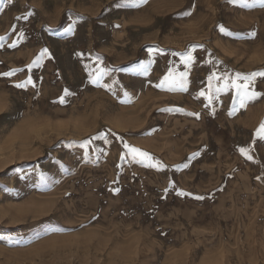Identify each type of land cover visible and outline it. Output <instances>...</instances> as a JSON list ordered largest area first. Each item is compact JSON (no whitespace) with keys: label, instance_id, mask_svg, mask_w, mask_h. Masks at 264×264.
Here are the masks:
<instances>
[{"label":"rangeland","instance_id":"obj_1","mask_svg":"<svg viewBox=\"0 0 264 264\" xmlns=\"http://www.w3.org/2000/svg\"><path fill=\"white\" fill-rule=\"evenodd\" d=\"M0 37V264H264V77L216 91L264 69V7L0 0Z\"/></svg>","mask_w":264,"mask_h":264},{"label":"snow or ice","instance_id":"obj_2","mask_svg":"<svg viewBox=\"0 0 264 264\" xmlns=\"http://www.w3.org/2000/svg\"><path fill=\"white\" fill-rule=\"evenodd\" d=\"M147 2H148V0H124V3L132 4L133 6H138L140 4H146ZM227 2L230 5L243 4V6L245 8L252 7L255 4H259L260 7H264V0H227ZM117 6L119 7L120 5H117ZM194 9H195V4L193 3L189 8H186L182 12L176 13L175 15L178 18H189V17H191ZM218 27H219L220 32H222V33L227 32V29L223 25H219ZM228 34L229 35H238L235 33H228ZM257 34H258L257 29L254 27L253 29L248 30L244 34V38L254 40L256 38ZM0 39H3V38L0 37ZM200 47H203V46L200 45ZM46 52H47V49H44L41 56L38 57L37 61H34V63L38 62L39 59H42L43 54ZM187 59H188V61H191V59H192L190 52L187 54ZM209 62L211 63V61H209ZM28 67L31 68L32 65L30 64V65H28ZM142 67L144 68V71L146 72L147 68L144 66H142ZM12 74L13 73H4V75H6V76L12 75ZM214 77H215V73H213V76L209 77V79L211 80ZM258 77H264V69L255 70V71H252L249 73L235 72L231 76L229 75V73L227 71H225L223 73V79H224L223 87L217 89L216 91L217 92H226L230 88L235 90L234 95H233L234 107L229 112V115L235 114V112L239 108H245L250 101H255L256 99H258L262 95L261 92L256 91L255 88L253 87L255 85V82H256ZM216 78H219V77H216ZM240 81H243V83H240ZM31 83H32V81L29 78L24 83L16 84L15 87L24 88V87H26L27 84H31ZM91 83L96 84L97 86H103L100 84L99 78L91 79ZM184 83L185 82L182 78H177V77L173 76L171 71H170L168 75H165L163 77L161 82L159 84H157L156 87H158V88L167 87L169 89H175V88L183 89ZM68 94L69 93L66 89L64 92V95H62L59 98V103H61V104L65 103V96H67ZM200 95H204V93L201 92ZM256 135L260 136V137H264V122H262L260 127L256 130ZM93 139H95V138H93ZM90 143H91V141H85L84 147H87ZM124 147L126 149H128L129 154L132 156L133 159H136V158L149 159L150 158L148 153L142 152L136 148H131L127 143L124 144ZM240 152L243 155H246L248 159H252L251 156L247 155L246 149L241 148ZM193 155H196V154H193ZM257 179H260V177H257ZM46 182H48V178L45 177L43 174H41L42 185L45 184ZM4 190L7 191V188H5ZM114 191L118 192L119 189H114ZM184 194L185 193H183L182 191L179 193V195H184ZM196 199L197 200H203L204 197L203 196H197ZM56 230L57 229H55V228L51 229V231H56ZM46 234H47V232H46ZM0 239H5V241L7 243H15L13 241L7 240L6 237H0ZM19 246L24 247V245H19ZM212 264H220V262L214 261V262H212Z\"/></svg>","mask_w":264,"mask_h":264}]
</instances>
